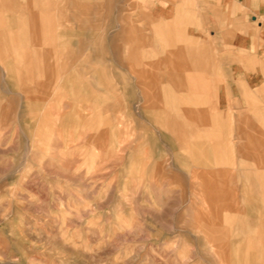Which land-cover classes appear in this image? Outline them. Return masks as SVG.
Listing matches in <instances>:
<instances>
[{
	"label": "rangeland",
	"instance_id": "obj_1",
	"mask_svg": "<svg viewBox=\"0 0 264 264\" xmlns=\"http://www.w3.org/2000/svg\"><path fill=\"white\" fill-rule=\"evenodd\" d=\"M66 1L55 0V22L71 40L67 75L35 68L29 79L19 75V62L0 60V264H264V204L245 196L239 179L226 198L249 224H206L207 213L225 215L226 200L213 206L204 195L180 139L160 123L162 102L148 99L128 59L126 27L133 22L149 36V24L158 21L147 17L148 5L103 0L100 14L83 20L81 8ZM26 2L1 0V15L34 12L24 10ZM187 33L197 37L218 86L213 103L200 107V121L184 126L203 130L214 117L230 122L238 150L248 144L241 129L264 104L233 100L225 109L219 83L228 81L226 58L207 27ZM99 36L105 49L96 55ZM57 44L43 65H63L53 59L62 54ZM90 118L96 126L80 124ZM144 150L151 163L133 164L132 154ZM232 172L240 176L239 166ZM235 248L241 261L231 260Z\"/></svg>",
	"mask_w": 264,
	"mask_h": 264
},
{
	"label": "crops",
	"instance_id": "obj_2",
	"mask_svg": "<svg viewBox=\"0 0 264 264\" xmlns=\"http://www.w3.org/2000/svg\"><path fill=\"white\" fill-rule=\"evenodd\" d=\"M69 1L81 8L83 20H87L92 12L98 16L103 5V0L66 2ZM143 5H148L149 19H158L148 26L152 34H144L132 22L122 33L121 40L148 99L162 102L160 123L180 139L191 164L196 167L193 173L200 178L204 195L213 206L226 200L223 201L225 215L207 213L205 222L249 224L226 197L240 179L245 183L244 195L260 199V204H264V113H253L251 127L241 129L248 144L238 146V150L229 137L233 131L231 123L217 117L207 121L208 126L203 130L187 131L184 123L192 125L200 121V107L205 105L207 109L213 103L218 86V81L208 73L206 53L200 52L197 37L188 35L187 29L201 31L202 27H207L226 58L228 81L219 83L220 99L227 105L225 109L231 107L233 100L246 104L260 100L264 104V0H144ZM24 6V10L32 7L36 10L15 19L1 15L7 7L6 10L0 8V60L19 62V75L29 79L35 68L38 74L40 70H46L43 74L49 77L65 75L72 57L64 49L71 40L66 30L57 31L55 19L61 12L57 11L55 0H27ZM201 35L204 34L201 32ZM58 40L60 43L57 44ZM30 43L41 45L43 49H36L31 54ZM56 44L63 47L62 54L52 58L60 57L64 66L58 64L50 68L43 63L51 61L47 48ZM92 47L96 55L103 52V36H99ZM141 64H148L152 70L141 69ZM80 124L96 126L97 120H81ZM148 155L145 150L139 157L132 154L131 162L145 166L150 162ZM255 163L261 165L260 168H256ZM236 165L240 176L232 172ZM232 252L235 255L232 259L241 261L240 250L235 248Z\"/></svg>",
	"mask_w": 264,
	"mask_h": 264
},
{
	"label": "bare ground",
	"instance_id": "obj_3",
	"mask_svg": "<svg viewBox=\"0 0 264 264\" xmlns=\"http://www.w3.org/2000/svg\"><path fill=\"white\" fill-rule=\"evenodd\" d=\"M237 249H238V248H237ZM239 249H240V248H239ZM239 249H238V251H239ZM224 254H225V252H224ZM238 254H239V252H238ZM238 254H237V255H238ZM242 260H243V259H242ZM232 261H233V259H232ZM247 262H248V260H247Z\"/></svg>",
	"mask_w": 264,
	"mask_h": 264
}]
</instances>
